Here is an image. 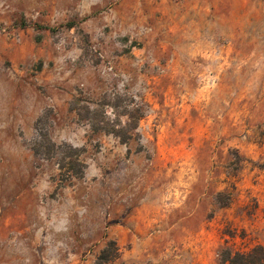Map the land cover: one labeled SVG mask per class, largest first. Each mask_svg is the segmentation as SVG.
Here are the masks:
<instances>
[{"label": "rangeland", "instance_id": "374dc122", "mask_svg": "<svg viewBox=\"0 0 264 264\" xmlns=\"http://www.w3.org/2000/svg\"><path fill=\"white\" fill-rule=\"evenodd\" d=\"M110 241L106 264L264 247V0H0V264Z\"/></svg>", "mask_w": 264, "mask_h": 264}, {"label": "trees", "instance_id": "16d2710c", "mask_svg": "<svg viewBox=\"0 0 264 264\" xmlns=\"http://www.w3.org/2000/svg\"><path fill=\"white\" fill-rule=\"evenodd\" d=\"M123 134L124 135L115 133V135L119 136L124 142H126V139L129 137H127L126 133ZM118 253L119 248L117 243L115 241H110L109 245L101 252L97 264H106L114 260L118 256ZM222 256L227 264H264V247L258 245L245 252H231L230 250H225L223 251Z\"/></svg>", "mask_w": 264, "mask_h": 264}]
</instances>
